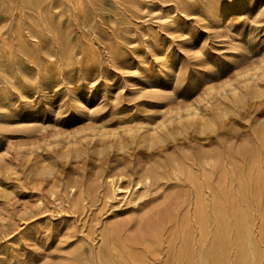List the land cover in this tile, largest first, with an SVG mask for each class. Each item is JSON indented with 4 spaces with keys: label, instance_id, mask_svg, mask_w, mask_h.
<instances>
[{
    "label": "rangeland",
    "instance_id": "374dc122",
    "mask_svg": "<svg viewBox=\"0 0 264 264\" xmlns=\"http://www.w3.org/2000/svg\"><path fill=\"white\" fill-rule=\"evenodd\" d=\"M263 60L264 0H0V264H264V194L247 178L264 159ZM206 101L215 121L193 148L243 175L218 219L186 205L166 164L108 187L111 170L164 158L126 127Z\"/></svg>",
    "mask_w": 264,
    "mask_h": 264
},
{
    "label": "bare ground",
    "instance_id": "6f19581e",
    "mask_svg": "<svg viewBox=\"0 0 264 264\" xmlns=\"http://www.w3.org/2000/svg\"><path fill=\"white\" fill-rule=\"evenodd\" d=\"M263 63H264V60H263ZM261 65H262V62L260 63L259 66H261ZM254 70H256V69H254ZM256 74H254V76H252L251 78H245L243 81L246 83L245 84L243 83L244 86L241 85L242 88H244L245 90H248L249 88H251L253 86L252 83L258 79ZM259 80H261V79H259ZM259 80H257V82ZM256 83H254L255 86H256ZM262 84H264V82ZM225 85H227V84H225ZM262 87H261V89H262ZM258 88H257V90H258ZM229 90L235 96V94H237L238 91H240V87L235 86V84H233L230 86ZM226 91L227 90L224 91V95L226 94ZM252 91H253V89H252ZM239 97H240V94H239ZM224 98H226V95L224 96ZM231 99L234 100V98H231ZM231 99H229V100L231 101ZM218 101L219 100H217V103H218ZM204 105L205 106H202V108H200L201 106L200 107H192L191 106L192 108L188 106L185 109L183 108L184 111H180V109H176V111L173 112L172 115L168 114L169 116H166V118H164V120H160L156 124H153L154 121L152 122V124H150L149 122H142V121L140 122L139 121L135 125L133 124V126L129 127L127 125L128 127H126V128L128 130V133L130 132V134H131V136H129L130 139L133 136L132 138L134 140L138 139V141L140 143H142L146 146V149H151L153 152H157V153H162V154L165 153L164 158L161 157L160 158L161 161L158 163H154L153 165H148V164H146L147 162H145L144 165H139L137 168H134V170L130 169V171H127L128 169L126 170L124 167H122V168L120 167L121 169L116 167V168H118L117 170H111L107 175L105 174L103 176L108 187L113 192L123 191V190L124 191L128 190V191L132 192V190L134 191L138 187L145 186L148 183H150L152 180H154V178L161 176L160 175L161 173L159 172V170L166 164V166H168V168L170 169L169 172L172 176H173V173H177V174H179V176L180 175H186V177H187V179L191 185L190 186L188 184L192 188V192L189 195L190 197L189 198L187 197L188 199H187L186 205L187 206L193 205L199 210H202V208L204 206H211L212 209H214V211H215V217L218 219L219 210L225 202V200L222 198L223 187L225 185H227L226 182H228V180H229V185L231 184L230 181H232V182L233 181H238V182L240 181L241 182L243 175H241L242 172L239 174L237 171V173H236L235 172L236 170H234V168L232 166H230V164L229 165L224 164L223 151L219 147H216L212 150H205L206 148L205 149L200 148L197 150V149L193 148V144H195L196 140H197L196 135H195V130H197L198 132H202L204 130V128L207 126L208 122H210L212 120L214 123V121H215V120H213L214 119L213 115H215V114H213L214 110L211 111L213 108H211L212 105L210 104V102L206 101L204 103ZM218 105H220V104H218ZM261 105L264 106V104H262V103H261ZM218 107H220V106H218ZM215 111H216V108H215ZM219 111H221L220 108H219ZM169 113H171V112H169ZM221 114H222V116L225 115L224 112L223 113L221 112ZM165 115H167V114H165ZM146 121H147V119H146ZM130 125H132V123H130ZM132 129H133V132H132L133 134L131 133ZM102 132L103 131H99V133H102ZM96 133H97V131H96ZM121 133L123 134V132H121ZM121 133L119 132L120 135L118 133H115V132H113L112 134H118L117 137H119V136H121ZM263 133H264V125H262L260 127V129L258 130V132L256 134L257 135L256 136V142L259 146L264 145L263 144V135H262ZM100 135L101 134H98V137ZM94 137H93V140H94ZM95 138H97V137H95ZM99 138H97V139L99 140ZM121 139H122V137H121ZM125 139L126 138H124L123 140H125ZM101 140H103V139H101ZM134 140H132V142H136ZM115 141L117 142V140H115ZM127 141H129V140H126V143H128ZM97 142H100V141H97ZM108 142H110V141H108ZM67 144L68 143H66V145ZM100 144H102V143L100 142ZM110 144H108V145L110 146ZM119 145H120V143H119ZM67 148H69V147H66V150H67ZM169 149H172V151L167 152ZM229 149L231 150L230 146H228V148H227L228 152L230 151ZM65 153H68V151ZM208 159H213L214 163H212L211 166L210 165L208 166L206 164L209 167V173H203V171H205V168H206V167H203V165L205 163H207ZM231 163H232V161H231ZM162 170H164V169H162ZM213 175H215V178H213L214 177ZM103 178H102V180H103ZM247 178L249 180L251 179L250 180L251 182L253 181V183L255 184V186L253 184V187L255 190H256V188H258L259 193L264 194V159L257 161L255 163H253V165H251L250 170H249L248 175H247ZM69 187H70V190H68L69 193H70V191L75 192L78 189L77 184L74 185V183ZM242 188H243V186H242ZM128 191H127V193H128ZM258 203H259V201H258ZM262 203L264 204V200L262 201ZM140 222L141 221L139 220V223ZM125 227H127V226H125ZM122 228H123V226H122ZM120 230L121 229L119 227L118 229L116 228L114 231H118V233H119ZM110 233L111 232H109L107 234V237L110 235ZM250 255H252V254H250ZM199 257L201 258V256H199ZM201 261H203V260H201ZM199 264H201V263H199Z\"/></svg>",
    "mask_w": 264,
    "mask_h": 264
}]
</instances>
